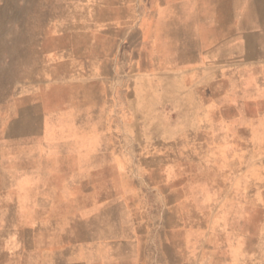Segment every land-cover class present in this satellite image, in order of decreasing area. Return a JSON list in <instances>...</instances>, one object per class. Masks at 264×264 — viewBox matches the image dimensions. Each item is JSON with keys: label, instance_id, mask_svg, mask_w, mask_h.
Wrapping results in <instances>:
<instances>
[{"label": "rangeland", "instance_id": "374dc122", "mask_svg": "<svg viewBox=\"0 0 264 264\" xmlns=\"http://www.w3.org/2000/svg\"><path fill=\"white\" fill-rule=\"evenodd\" d=\"M224 2L0 0V264H21L23 249L63 251L86 222L147 225L139 234L169 242L152 255L186 264H264V78L166 71L224 39L234 21L215 10ZM106 59L137 122L120 125L124 198L86 217L64 193L79 157L53 151L59 127L46 110L58 95L95 104ZM162 83L183 84L184 100L153 108ZM153 110L166 122L144 123Z\"/></svg>", "mask_w": 264, "mask_h": 264}, {"label": "crops", "instance_id": "0c3cea01", "mask_svg": "<svg viewBox=\"0 0 264 264\" xmlns=\"http://www.w3.org/2000/svg\"><path fill=\"white\" fill-rule=\"evenodd\" d=\"M227 2V5L224 2L223 7L215 9L234 12V21L224 39L217 42L214 37H209L207 50L198 51L189 64L176 63L175 68L167 65V72L178 75V78L184 74L187 78L192 77L193 81L205 66L210 70H221L226 75L231 72L264 78V0ZM233 2L234 8L231 6ZM104 61L111 70L98 75L101 76L99 82L102 89L96 92L95 104H91L88 95L83 93L73 98L58 95L48 99L46 110L49 123L59 127L53 151H73L74 157H79V164L74 166L78 169L70 173V186L64 189V193L78 210L77 213L86 217L100 214L104 200L124 198L121 194L124 188L120 189L118 177L121 167L120 133L121 129L122 132L125 130L123 125L137 122L133 110L135 102L130 101L128 94L126 99L120 98L119 81H116L113 71L116 67L114 59ZM104 61L102 68L105 67ZM130 85L128 82L127 93L131 90L135 92V87ZM173 87L166 83L159 85V102L153 108L168 109L173 106V101L184 100L181 95L183 84ZM145 92L148 93L147 89ZM151 92V97L155 99L154 89ZM77 100L79 114L74 107ZM156 113L155 110L147 113L144 123L166 122L153 119ZM150 230L149 226L137 223H81L79 238H70L63 251L56 252L43 245L39 246L42 249L36 251L33 248L31 254L25 255L22 247V255L18 254L15 258L21 264H186L183 256L168 257L164 252L153 256L150 250L152 244L157 243L162 248L167 247L169 242H154L145 234H139Z\"/></svg>", "mask_w": 264, "mask_h": 264}]
</instances>
